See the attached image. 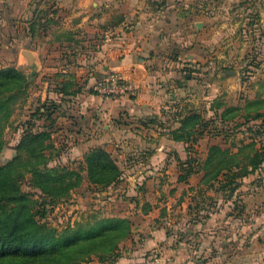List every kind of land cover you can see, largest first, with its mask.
<instances>
[{
  "label": "rangeland",
  "instance_id": "obj_1",
  "mask_svg": "<svg viewBox=\"0 0 264 264\" xmlns=\"http://www.w3.org/2000/svg\"><path fill=\"white\" fill-rule=\"evenodd\" d=\"M16 1L0 0V69L7 66L17 68L27 77L28 87L11 108L2 112L0 165L19 156V162H27L26 165L21 164L25 176L20 181V188L35 200L33 211L37 212L36 218L59 229L67 224L82 225V231H85L87 225L100 218L127 217L130 234L119 242L115 252L106 259L93 254L81 263L114 264L124 254L127 241L131 240L133 247L138 242L139 234L133 237V225L137 219L131 218L132 212L159 209L167 233L176 238L178 226L187 219L181 215L182 210L185 213L204 205L215 209L217 204L212 198L220 194L225 199L223 207L231 213L229 221L236 219L235 213L238 217L242 215L248 228L243 231L244 248L239 249L238 257L245 259V264L256 261L258 253L264 252V246H261L264 234L252 229L254 219L251 216L253 205L264 203V160H260L263 158L261 153H264V0H165L172 4L174 10L177 9L176 14L172 13L173 28L178 30L174 39L179 38L181 50L195 45L200 48L201 54L195 59L179 60L177 95L181 104L176 105L174 110L163 108L157 114L161 115L160 118L154 116L145 119L148 122L128 124V127L126 124L118 126L124 121L118 122L117 119V123L114 122L122 131L118 132L115 140H105L99 145L106 150L107 144L114 145L112 151H108L119 166L120 174L109 184L103 180L95 182L97 176L91 175L88 156L94 148L90 131L92 121L83 118L82 111L76 107L81 95L78 93H82L83 87L101 94L94 88L98 79L93 86L90 82L83 85L84 81L78 80L74 72L66 76L67 73L60 71L64 62L65 65L66 62L79 64L80 50L74 49L67 57L61 56L59 50L64 46L80 48L85 44L84 35L71 33L74 30L69 26L68 33L63 31L68 39L59 40L63 26L56 15L45 19L44 10L36 14L29 7L30 2L35 0H18V6ZM36 1L55 4L64 0ZM104 42L103 37L98 42L88 41L87 44L95 49ZM34 53H39V62L44 66L52 61L50 63L56 68L52 73L56 84L54 88L69 84L71 97L65 100L61 96H46L42 81L48 75L32 69ZM102 62L99 59L100 64H105ZM102 71L100 66L95 72L102 74ZM224 110L226 114L221 115ZM172 115L176 119L171 123L174 128H180L182 117L192 116L188 128L193 134L203 130L195 142L199 148L193 150L195 147L189 145L184 154H159L141 149L143 142L135 133L157 127L159 120L168 122ZM204 121L207 122L205 127L200 126L205 124ZM84 127L89 132L85 138L80 136ZM41 131L47 134L31 140L30 144L39 146L44 140L46 147L42 152L45 156L35 157L40 151H34L33 155L25 150L20 152L22 137L28 132ZM87 141L91 147L83 151L80 145ZM127 141H132L134 146ZM211 145L230 148L234 152L241 150L236 159L245 166L236 176L237 187L233 192L230 189L218 190L215 183L213 187L209 186L213 180L206 181L207 170L218 164H205ZM256 150H261L257 158L259 162L253 163L252 156ZM41 159H46L50 173L44 178L45 184L59 187L60 182L70 180L75 185L56 198L51 192H43L34 184V175L29 171L30 166L35 164L44 168V162H38ZM99 163L98 159H93L90 166L96 174L100 171ZM190 165L192 171L188 170ZM240 195H244V200L242 197V202H236L235 198ZM183 239L187 240V235H183ZM184 248L187 251V247ZM232 251L231 248L228 250V257ZM155 254H159L157 249H149L146 257L150 259Z\"/></svg>",
  "mask_w": 264,
  "mask_h": 264
},
{
  "label": "crops",
  "instance_id": "obj_2",
  "mask_svg": "<svg viewBox=\"0 0 264 264\" xmlns=\"http://www.w3.org/2000/svg\"><path fill=\"white\" fill-rule=\"evenodd\" d=\"M18 2L17 0V6ZM29 7H32L36 14L44 10V17H47L45 19L48 17L50 19L53 15L57 16L63 26L59 40L68 39L64 32L70 31L69 26L74 30L70 31L71 33L78 32L84 35L85 44L80 48L64 46L59 50L63 57L69 56L74 49L80 50L79 64L66 62L65 65L64 62L63 68L60 69L61 73H67L66 76H69L70 72H74L78 80L84 81L83 85L90 82L93 86L96 79L101 76L117 72L135 86L133 95L119 97L94 93L85 90L87 87L85 89L83 87L82 93H78L81 95L78 97L80 100L76 107L82 111L83 118L92 121L90 131L93 138L91 143L94 147L105 140L116 139L118 132L122 131L114 124L117 123V119L118 122L124 121L118 126L126 124L128 127L139 122H148L145 119L157 116L163 108L174 110L176 105L181 104V98L177 95L179 60L191 57L195 59L200 57L201 53L200 48L195 45L181 50L179 38L174 39L178 30L173 28L172 13L176 14L177 9L174 10L171 3L165 0H70L69 2L64 0L55 4L44 1L41 4L35 0L30 2ZM168 12H171L170 16ZM31 19L32 15L29 18L30 22ZM177 21L176 19V23ZM106 34L109 36L106 37ZM103 37L105 42L95 49L91 44H87L88 41L98 42ZM99 59L105 64H100ZM32 61L34 62L32 69L40 73L44 71L42 74L48 75L42 81L46 96H61L65 100L72 96L63 91V84L59 89L54 88L56 84L52 73L56 68L50 63L52 61L44 66L39 62V53H34ZM100 66L103 68L102 74H96L95 71ZM182 104L184 105V102ZM173 116H170L168 122L159 120V125L155 128H146L140 130V134L135 133L143 142L141 149L159 154H184L189 145L195 147L193 150L199 148V144H191V142L189 144L188 141L175 138L179 131L175 130L178 126L174 128L171 124L176 120ZM157 117L160 118L161 115ZM87 131L88 129L84 127L80 130V136L87 137L89 133ZM127 144L134 146L132 141H127ZM80 146L85 151L91 147V144L87 141ZM113 146L112 143L107 144V150L112 151ZM241 198L244 200V195L236 197L235 201L242 202ZM212 199L217 204L215 209L204 205L194 210L189 209L185 213L183 212L185 210H182L181 215L186 216L187 219L183 225L178 226L179 233L176 238H171L167 233L159 209L132 212L131 218L137 219L133 225V237L136 233L139 234L138 242L133 247L132 241H127L124 254L114 264H138L144 258H148L146 255L149 249L159 251L157 254L159 260L154 264H245V259L238 257L239 249L244 248L243 231L248 229L245 227L242 215L238 217L235 213L236 219L229 221L228 217L231 213L222 205V201H225L223 196L219 194ZM253 207L252 229L264 234V203L255 204ZM142 233L146 236L141 235ZM183 235H187V240L183 239ZM261 246L263 247L264 244ZM184 247H187V251ZM230 248L234 251L228 257ZM263 255L264 252L258 253L259 258L251 264H264Z\"/></svg>",
  "mask_w": 264,
  "mask_h": 264
},
{
  "label": "trees",
  "instance_id": "obj_3",
  "mask_svg": "<svg viewBox=\"0 0 264 264\" xmlns=\"http://www.w3.org/2000/svg\"><path fill=\"white\" fill-rule=\"evenodd\" d=\"M63 86L65 93L72 94L68 89L69 84H63ZM27 87L28 80L23 72L13 66L0 69V142L3 131L2 112L11 108L26 93ZM223 114H226L225 110L221 113V115ZM195 117L199 118L198 115ZM190 120H192L190 115L181 118V126L177 128L179 133L175 138L193 144L203 134V130L193 134L188 128ZM204 122L205 124L199 125L205 127L207 122ZM46 134L45 131L26 133L19 145L20 152L25 150L33 155L34 151H40L35 157L43 158L45 152L42 150L46 147L44 140L40 141L39 146L35 143L30 144V142ZM240 152L241 150L234 152L230 148H221L218 145L210 146L205 164L208 165L212 162L218 164L205 173L206 181L213 180L209 186L213 187L217 184L216 189L218 190L230 189L231 192L235 190L237 187L236 176L240 174L239 170L245 166L236 159ZM260 152L261 150L255 151L254 157L252 156L253 163L259 162L257 158L260 156ZM261 154H263V158L260 160H264V153ZM20 157L5 165H0V264H81L91 258L93 254L101 259L110 257L119 242L130 234V220L121 216L100 218L95 223L89 222L93 224L87 225L85 231H82V225L76 227L67 224L59 229L38 220L37 212L33 211L35 200L28 192L22 191L20 188V181L25 176V170L21 168V164L26 165L27 163L26 161L19 162ZM88 159L90 166L93 159H98L100 162V171L97 174L89 166L91 175L97 176L94 179L95 182L103 180L105 184H109L118 178L119 166L108 150L96 146L92 148ZM38 162H44L45 167L40 168L35 164L30 166L29 171L34 175V184L43 192H51L53 193L52 197L56 198L58 195H64L75 185L70 180H64L59 183V187L48 186L44 182V178L50 175L47 161L41 159ZM188 168L189 171H192L193 167L190 165Z\"/></svg>",
  "mask_w": 264,
  "mask_h": 264
},
{
  "label": "built area",
  "instance_id": "obj_4",
  "mask_svg": "<svg viewBox=\"0 0 264 264\" xmlns=\"http://www.w3.org/2000/svg\"><path fill=\"white\" fill-rule=\"evenodd\" d=\"M109 34H106L108 37ZM94 88L97 92L109 97H119L124 95H133L135 93V86L129 80L123 78L117 72H111L107 75L98 78L95 82ZM159 260L158 255L152 256L150 259L144 258L138 264H154Z\"/></svg>",
  "mask_w": 264,
  "mask_h": 264
}]
</instances>
